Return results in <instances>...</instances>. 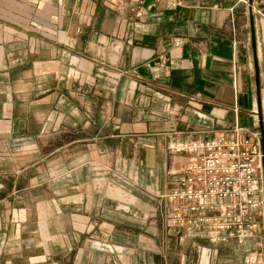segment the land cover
<instances>
[{
  "label": "crops",
  "instance_id": "1",
  "mask_svg": "<svg viewBox=\"0 0 264 264\" xmlns=\"http://www.w3.org/2000/svg\"><path fill=\"white\" fill-rule=\"evenodd\" d=\"M235 127L264 154V0H0V264H264L168 223L169 142Z\"/></svg>",
  "mask_w": 264,
  "mask_h": 264
},
{
  "label": "built area",
  "instance_id": "2",
  "mask_svg": "<svg viewBox=\"0 0 264 264\" xmlns=\"http://www.w3.org/2000/svg\"><path fill=\"white\" fill-rule=\"evenodd\" d=\"M231 137L172 140L169 152L183 161L173 172V185L164 195L170 203L168 223L185 235L212 243L235 239L242 243L264 233L263 153L259 133ZM261 243L256 241L255 248ZM246 264H260L249 252Z\"/></svg>",
  "mask_w": 264,
  "mask_h": 264
},
{
  "label": "water",
  "instance_id": "3",
  "mask_svg": "<svg viewBox=\"0 0 264 264\" xmlns=\"http://www.w3.org/2000/svg\"><path fill=\"white\" fill-rule=\"evenodd\" d=\"M263 176H264V157H263Z\"/></svg>",
  "mask_w": 264,
  "mask_h": 264
}]
</instances>
